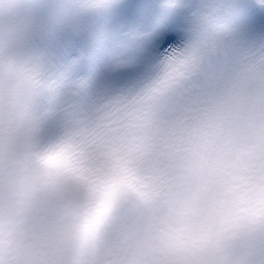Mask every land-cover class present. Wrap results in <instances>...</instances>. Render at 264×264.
I'll use <instances>...</instances> for the list:
<instances>
[{"label":"clouds","instance_id":"9594fccd","mask_svg":"<svg viewBox=\"0 0 264 264\" xmlns=\"http://www.w3.org/2000/svg\"><path fill=\"white\" fill-rule=\"evenodd\" d=\"M0 264H264V0H0Z\"/></svg>","mask_w":264,"mask_h":264}]
</instances>
